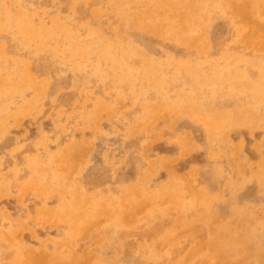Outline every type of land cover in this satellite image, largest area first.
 Masks as SVG:
<instances>
[{
  "label": "rangeland",
  "instance_id": "1",
  "mask_svg": "<svg viewBox=\"0 0 264 264\" xmlns=\"http://www.w3.org/2000/svg\"><path fill=\"white\" fill-rule=\"evenodd\" d=\"M260 29L264 0H0V264H264Z\"/></svg>",
  "mask_w": 264,
  "mask_h": 264
},
{
  "label": "bare ground",
  "instance_id": "2",
  "mask_svg": "<svg viewBox=\"0 0 264 264\" xmlns=\"http://www.w3.org/2000/svg\"><path fill=\"white\" fill-rule=\"evenodd\" d=\"M258 31V30H257ZM259 31H264L263 29H260ZM259 33V32H258ZM263 38H264V33H261Z\"/></svg>",
  "mask_w": 264,
  "mask_h": 264
}]
</instances>
